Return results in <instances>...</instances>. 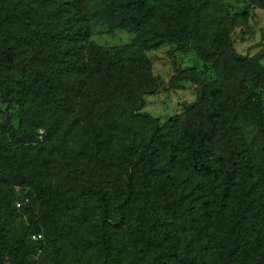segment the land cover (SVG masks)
Returning a JSON list of instances; mask_svg holds the SVG:
<instances>
[{"label": "trees", "instance_id": "1", "mask_svg": "<svg viewBox=\"0 0 264 264\" xmlns=\"http://www.w3.org/2000/svg\"><path fill=\"white\" fill-rule=\"evenodd\" d=\"M92 23L135 43L99 47ZM234 24L225 0H0V102L18 111L0 123V264H264V47L237 53ZM166 44L164 82L145 52ZM221 46L234 89L176 64ZM180 83L194 103L142 111Z\"/></svg>", "mask_w": 264, "mask_h": 264}, {"label": "rangeland", "instance_id": "2", "mask_svg": "<svg viewBox=\"0 0 264 264\" xmlns=\"http://www.w3.org/2000/svg\"><path fill=\"white\" fill-rule=\"evenodd\" d=\"M229 14L235 17V24L231 33V41L235 51L241 55L254 56L264 47V9L254 5V0H225ZM245 13V15H244ZM90 41L103 48L133 45L135 36L122 30L110 33L105 25L92 23L89 31ZM172 45L149 50L145 55L151 63L154 76H159L166 82L173 75V66L169 57ZM176 64L183 69L193 68L210 83L225 84L235 88L237 78L243 69L234 65L227 57L224 48L220 47V55L208 64L201 61L190 48L184 52L175 53ZM262 73L260 80L264 82V60L260 62ZM143 112L165 122L181 111L182 103H194L196 93L189 83H180L175 90L168 92L159 90L154 95L145 96ZM10 115L16 125L18 111L16 107H7L0 102V123Z\"/></svg>", "mask_w": 264, "mask_h": 264}, {"label": "built area", "instance_id": "3", "mask_svg": "<svg viewBox=\"0 0 264 264\" xmlns=\"http://www.w3.org/2000/svg\"><path fill=\"white\" fill-rule=\"evenodd\" d=\"M16 206L19 208L20 207V204L17 203ZM31 238L33 240H39V239L42 238V236L38 234V235H33Z\"/></svg>", "mask_w": 264, "mask_h": 264}]
</instances>
